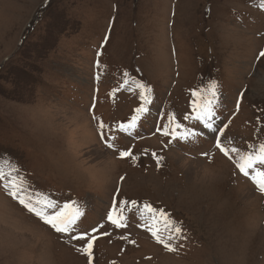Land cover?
<instances>
[{
	"label": "rangeland",
	"instance_id": "1",
	"mask_svg": "<svg viewBox=\"0 0 264 264\" xmlns=\"http://www.w3.org/2000/svg\"><path fill=\"white\" fill-rule=\"evenodd\" d=\"M262 5L0 0V170L53 200L49 211L81 213L57 233L0 183V264H89L92 236V264H264V192L216 146L218 136L242 151L264 143ZM212 81L222 132L193 118ZM141 105L148 112L127 127ZM176 123L175 139L163 134ZM185 129L197 134L181 139ZM101 146L110 157L95 159ZM145 204L165 215L152 221ZM114 207L123 227L108 219ZM148 227L164 238L181 228L176 250Z\"/></svg>",
	"mask_w": 264,
	"mask_h": 264
},
{
	"label": "snow or ice",
	"instance_id": "2",
	"mask_svg": "<svg viewBox=\"0 0 264 264\" xmlns=\"http://www.w3.org/2000/svg\"><path fill=\"white\" fill-rule=\"evenodd\" d=\"M264 6V5H262ZM261 57H264V51H261L259 54ZM125 76L127 74L125 73ZM139 88L144 91L141 92V99H146L145 93L150 91L148 85L140 83L138 85ZM210 98H208L202 105L197 104V102L193 101V110L195 111V116L193 117L197 121H201L203 123L204 128L213 132H222V129H214L213 128V117L215 116L214 109V101L218 95L217 92V84L215 81H212L207 89ZM193 96H197V92L193 91ZM203 98V97H201ZM137 115L132 117L131 122L127 125V127H135L136 121L140 118L141 114H145L148 112V108L144 105H141L136 109ZM188 116H185V119H188ZM170 122L174 120V117H170ZM124 128V125H121ZM100 128H104L103 122L100 123ZM183 128V125L176 123L175 128H168V125H165L163 134L171 135L174 139L176 138L177 130ZM160 131V129H157ZM197 133L189 132L185 129V131L180 135L181 139H188L190 135H196ZM103 135V133H102ZM112 145L109 144V147ZM216 146L220 149V151L230 159H234V163L236 167L239 169V172L242 173L246 177H250L251 180L256 184L261 192H264V143H260L258 146H249L247 151H242L239 148L232 147L226 148L220 142L219 136L216 139ZM232 154H235V158ZM203 155H207L206 153ZM121 157L131 156V151H121ZM158 158V161L159 162ZM11 171H15L14 169ZM11 171L9 173L8 178L5 180V173L0 170V183L7 191V194L14 200H16L20 205H22L28 212L34 214L38 218H40L44 223L49 225L52 229H54L57 233H70L72 230V226L76 223V220L81 215L78 209L74 208L73 204L65 203L59 210L49 211L50 209H57V204L48 198L33 199V197L27 192L24 188L23 184L19 181V178L11 175ZM123 179V178H122ZM132 203H135L133 201ZM71 209V211H69ZM144 209L151 214V220L155 221L156 214L159 213L161 217L165 214L163 210L154 209L150 204H145ZM115 207L113 211L109 213L108 219L112 221L117 227H123L124 225L121 223L123 220V216L116 217L115 215ZM147 227V225H145ZM96 232V229L92 230ZM148 231H150L156 241L162 244L168 251H175L176 248L174 244L171 242L175 239V236L180 235L182 230L179 227H174L172 229V233L167 238H164L160 235V230L148 227ZM85 234H81L79 236H73L72 239H80L83 240L85 238ZM96 236H92L88 239L85 247L81 249L83 253H85L88 257L89 264H92L93 257V242L96 240ZM134 243V241H133Z\"/></svg>",
	"mask_w": 264,
	"mask_h": 264
},
{
	"label": "bare ground",
	"instance_id": "3",
	"mask_svg": "<svg viewBox=\"0 0 264 264\" xmlns=\"http://www.w3.org/2000/svg\"><path fill=\"white\" fill-rule=\"evenodd\" d=\"M174 49V48H173ZM258 85V84H257ZM259 88V87H258ZM99 105V104H98ZM150 139V138H149ZM101 145V144H100ZM93 155H94V157H95V159H99V158H102V157H104V156H109V153L107 152V151H105L104 149H103V147L101 146L99 149L97 148L94 152H93ZM110 157V156H109ZM220 157V156H219ZM180 159H182V156L181 157H179ZM184 159V158H183ZM224 159H222V161H223ZM223 163H224V161H223ZM225 164V163H224ZM227 165V164H226ZM205 166V165H204ZM124 168V167H123ZM192 169V168H191ZM190 169V170H191ZM196 170H197V168H194L193 169V174H195L196 173ZM191 172H192V170H191ZM200 173V172H199ZM203 173V172H202ZM211 174V173H210ZM99 175H100V173H99ZM206 176V175H205ZM210 176V175H209ZM200 178H202L201 176H200ZM242 188V187H241ZM1 198V197H0ZM7 212H9V213H11L10 211H8L7 210ZM6 214H8V213H6ZM12 214V213H11ZM10 215V214H9ZM8 215V216H9ZM15 223H17V226L18 225H21L22 227H26V228H28L27 226H25V225H23L20 221H18L17 222V220H16V222ZM0 225H1V218H0ZM3 226H5L6 228H11V229H16L17 230V227H13V226H9V225H3ZM32 231V230H31ZM22 234H26V233H23V232H21ZM2 237V236H1ZM0 237V238H1ZM3 238H4V236H3ZM2 239V238H1ZM6 241V240H5ZM4 241V242H5Z\"/></svg>",
	"mask_w": 264,
	"mask_h": 264
}]
</instances>
